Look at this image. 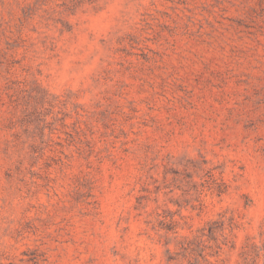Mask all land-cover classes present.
<instances>
[{"label": "rangeland", "instance_id": "374dc122", "mask_svg": "<svg viewBox=\"0 0 264 264\" xmlns=\"http://www.w3.org/2000/svg\"><path fill=\"white\" fill-rule=\"evenodd\" d=\"M0 264H264V0H0Z\"/></svg>", "mask_w": 264, "mask_h": 264}]
</instances>
